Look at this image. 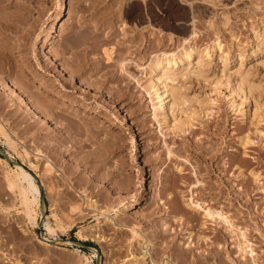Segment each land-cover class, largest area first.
I'll use <instances>...</instances> for the list:
<instances>
[{"label":"rangeland","instance_id":"rangeland-1","mask_svg":"<svg viewBox=\"0 0 264 264\" xmlns=\"http://www.w3.org/2000/svg\"><path fill=\"white\" fill-rule=\"evenodd\" d=\"M61 3L65 15L51 27ZM0 21V126L7 134L0 131V149L12 160L0 152V184L19 163L42 191V200L30 204L33 220L19 200L15 209L0 210V264H147L135 257L146 244L156 264H189L222 234L226 241L208 264H233L227 230L211 219L200 228L203 207L189 206L191 199L246 227L255 262L264 264V189L257 187L264 186V0H1ZM192 30L187 43L210 55L201 57V74L192 58L188 73L177 66L166 79L180 102L164 116L145 85L148 66L163 52H179ZM51 56L66 68L38 70L41 81L67 83L74 64L63 60L70 56L73 67L84 65L64 99L53 101L61 113L90 123V132L80 129L83 137L64 115L34 125L18 119L34 112L11 100L13 80L23 77L47 103L51 96L37 89L31 71ZM71 97L76 102L65 100ZM250 169L260 174L258 185ZM43 234L58 243L44 244Z\"/></svg>","mask_w":264,"mask_h":264},{"label":"bare ground","instance_id":"bare-ground-1","mask_svg":"<svg viewBox=\"0 0 264 264\" xmlns=\"http://www.w3.org/2000/svg\"><path fill=\"white\" fill-rule=\"evenodd\" d=\"M64 15H65V6H64V3H61L59 5V7H58L57 13L53 17L51 27H53L54 24L57 25V23L64 17ZM168 16L169 15H167V17ZM1 23H3V22L0 21V25L2 26ZM90 31L91 30L89 29V33L88 34H90ZM193 35H194V31L192 30V31H190V33L187 36L184 37L183 41L181 42L182 46H181V49H180L179 52H170V53L163 52L161 57L157 56L156 58L152 59L150 61V63H149V66H148L149 75L146 78L145 85H146V87L148 89H150V88L153 89V91L155 93V102H159L155 107L157 108V110L159 112H165L164 116L169 115L171 110L174 109V107L177 106L178 103L180 102V92H179L178 88L176 87V85H174L172 83H169L166 79L168 77H174V75L178 73L177 66L181 67V69H185L184 73H188V69L187 68L190 65V60L192 58L195 59V62H194L195 63L194 73L196 74V76L201 74L203 72V68H202L203 63H202V58L201 57L204 54H207V57L210 55L209 51H207V50L205 52L200 51L196 47H193L191 44L187 43ZM69 40L72 41V39H69ZM65 41H64V43L68 42V41H66V42ZM44 42H49V41L45 40ZM64 43H63V46H65ZM80 43H82V42H80ZM73 44H75V43H73ZM73 44H72V46H73ZM216 46H217V43H214L213 48L216 47ZM62 47H61V49H62ZM73 47H75V46H73ZM63 48H65V47H63ZM66 48H65L66 50H69L71 48L70 50H71L72 53H74L73 50H78L77 47H76L77 49L73 48V50H72V47L69 46L68 44H67ZM65 49H62L64 53L66 51ZM78 51L80 52V50H78ZM78 51H75V52H78ZM2 53H6V51L5 52L2 51ZM74 55H76V54H74ZM74 55H71V56H74ZM80 55L82 57V54L79 53V55L76 57V60L81 58ZM54 56H56V55H54ZM54 56L53 57L51 56V57L44 58L45 59V62H43L44 64H42L41 62H38L40 60L39 59L36 62V64H37L36 71L35 70L33 71V69L31 71V67L29 66L30 67L29 70L32 72L31 78L39 81L38 82L39 84L37 85V89H38V87H40L39 90L42 89L41 92L45 91V92H43L44 93L43 95L48 96V97L51 96V99L48 98V97H46V98L43 97V99H47V98L49 99L47 101V103H46L45 100H42V96L41 97L38 96V94L40 93V91H38V90H37L38 92H35V95H34L32 93L33 91H31L32 89L30 90L31 87L29 85V82L27 81L28 79L26 80L24 78V80L27 81L28 83L25 84L23 82L24 83L23 84L22 83L23 77H22V79H21L22 81L21 80H15V79L13 80V83L15 84V86L12 87L13 89L11 88L12 92H14L12 94L13 97L11 98V100L12 101H16V99H17L18 102H21V103L25 104L28 109H31V111L34 112L33 115L32 114H30V115L26 114V115L19 116L18 119L20 121L21 120L22 121H26L27 119H29L28 123L30 125H34V124H38V123L40 124V123H43V122H47V121H49L51 119L59 120L61 117H63L62 115H64V116L68 117L67 119H68L69 122L68 121L67 122L70 123V125H72V123H73V125L75 124L76 127L75 126H74V128L72 127L74 129L75 133L76 132H78V133L80 132V135L82 136L83 134H85V132L83 134H82V132L88 127V126L85 127L84 125H87L89 122L88 123L84 122L85 123L84 124L83 121H86V120H83V121L80 120L79 121V119L77 118L76 113H73L72 111L68 112V113L66 112L67 114L61 113L56 108L57 106H55L54 102L56 100L55 98L58 99L59 97H61V98L64 99V97L61 94L64 93V92H68L69 91L68 87L69 86H71V87L74 86V84H72V82H74V80H76V78H80L82 76V74L84 72L83 71L84 70V65L80 66L81 63L80 64L78 63V65H76V67H73L77 63L78 60L76 61L73 58L74 61H76V62H73L72 59H71L70 62H66V61H68L69 58H71V56L68 57V59L66 58L67 60L65 59V61L62 58L63 63L65 62L66 65L68 63H69L68 64L69 66H70L71 63L74 64L73 66L71 64V66L68 69V70H70V75H71V78L68 80V82L66 83L65 81L60 80V77L56 78L57 79L56 82L55 81H53V82L48 81V82H50V83H48L45 80L41 81L42 78L39 77V75H38L39 73L37 72L38 70H40L42 72H45V71H47V72H55L56 71V72H59V73H60L59 70H65L66 66L61 65L62 62L61 63H59V61L57 62V59H56V57L54 58ZM5 57H7V55ZM62 57H64V55H62ZM8 58H9V56H8ZM1 59L3 60L5 58L3 57ZM21 61H23V60H21ZM78 62H80V60ZM1 63H4V62H1ZM1 63H0V65H1L0 67L2 68L3 66H2ZM25 64L28 66L29 62L26 61ZM9 66H10V69H11V65H9ZM5 68H6V70H9V68L7 69L6 66H5ZM18 70H19V68H18ZM22 70L20 68L19 72L20 71L22 72ZM2 72H4V69H3ZM40 76H41V74H40ZM18 77L20 78V76H18ZM25 77H26V75H25ZM30 82H31V80H30ZM0 83H1V81H0ZM97 83L98 84L96 86L99 89L102 90L104 88V85L101 82H99V81H97ZM26 86L29 87V88H27ZM61 90H62V92L59 93ZM64 94H66V93H64ZM118 96H121V97L125 98L127 96V94L125 93L124 90H122L120 93H118ZM65 100L69 101L71 104L76 102L75 97H74V99L73 98L72 99L65 98ZM60 108H62V107L60 106ZM63 110L67 111V110L64 109V107L62 109V112H63ZM76 110L74 109L73 111L77 112ZM71 114H74V116L76 115V117H73ZM78 117L81 119V116H79V114H78ZM65 124H67V123H65ZM88 125H89V127L91 126L90 123ZM68 127H70V126L66 125V129ZM89 127L87 129L90 132V130L92 128H90V130H89ZM0 129H1L0 130L1 133H3L6 136L7 134L5 133L4 128H2L0 126ZM70 129H69V131H70V133H72L71 131H73V129L72 130H70ZM80 129H82V130L84 129V130L80 131ZM78 133H76V134H78ZM91 134H92V131H91ZM91 134L89 135V137L91 136ZM86 135H88V134H86ZM92 136H93V134H92ZM67 137H70V135H68ZM84 137H87V136H84ZM7 139H9V137ZM85 139H87V138H85ZM246 142H248V139H244L243 143H246ZM169 151L170 150H168V152ZM25 154L28 155L29 152L26 151ZM5 157H7L8 159H11L10 153L5 151ZM0 159H1V157H0ZM47 161H48V159H47ZM44 165H46V163H44ZM48 165L51 166V163H48ZM15 166H16V168L18 170H15L14 175L13 176H9L8 174H6V176L4 177L5 178V180H4L5 182L3 181V183L0 184V210H5V212H7L9 210L15 209L16 208L15 207L16 206V200H19L24 205V213H25V215L27 217H29V218H32V220H33L34 218L31 215V209L32 208H30V204L32 202L37 203L39 201V198H41V200H42V191L40 189V185H38L35 182L34 178L31 176V174H29L19 163H15ZM49 166L44 168L48 172L52 171L51 170L52 168L49 167ZM239 174H241L240 170H239ZM249 174H250V177L253 180V182L258 185V183L260 182V174L258 173V171L254 170V169H250L249 170ZM257 187H258V189H264V186H260L259 185ZM83 191H84V189H83ZM221 191H222V188L218 186V192H221ZM77 192L79 193V190ZM84 193H85V195H87L86 192H84ZM82 199L85 200V198H82ZM263 200H264V197H263ZM81 202L83 203L82 200H81ZM76 203L79 204L80 202H76ZM90 204H93V203L91 202ZM205 204H207V203H205ZM188 205L191 206V207H195V208H198L200 206L203 207V216H204L205 219L200 223V225H201L200 228H203V229L207 228V219H211V220H214L217 224H220V226L223 227L225 230H227V232H228V234H227V242H232L233 243L232 246L235 247L236 256L238 258V260H234V257L230 256V254L226 251L227 252V258H229L233 262V264H243V263H245L248 260L247 259L248 256H249V259H250L249 263L250 264H256V262H255V254H256V252L254 251V248L251 246L252 242L248 239V237L246 235V231H245L246 227H245V229H243L241 226L236 225L232 221V219L230 217H228V214L225 213V211H222L221 209L211 208L208 205L203 206L202 204H200V201H198L196 199L195 200L194 199L189 200ZM77 206L79 207V205H77ZM85 206H86V204H85ZM75 207H76V205H75ZM75 207H74V209H75ZM93 207H91V209ZM85 208L86 207H84V209ZM77 209L79 210V208H77ZM80 212H82L81 208H80ZM85 213L86 212L84 210V214ZM15 214H16V212H15ZM81 215L83 216V214H81ZM2 216H3V214H2ZM5 216H7V215H5ZM3 218L6 219V217H3ZM3 218H1V219H3ZM10 218H11V216L9 217V220H10ZM4 219H3V221H4ZM15 219L17 221L18 218H15ZM43 224H44V228L47 231H51L52 230L50 228V226H49L47 221H45ZM0 225H1V223H0ZM208 237L209 236H207V235H200V234L198 235L197 234V239L198 240L200 239L201 241H207ZM41 238H42L44 244L58 243V241L56 239L50 238V237L46 236L45 234H43ZM224 240L226 241V239H224V235L223 234H222V236H219V237L216 236L215 237V241H214L215 248L213 250H209V252H205V253L199 252V253H202V255H200L201 257H199L198 254L196 256L193 253L192 257L190 258V263L189 264H208L209 263L208 260L210 258H212V257L214 258V256H216L215 258H217V256L219 255V251L222 249V246L224 245V242H225ZM0 247H1V245H0ZM1 249H2V247H1ZM93 250H94V252H96V250L94 248H93ZM210 251H212L213 254L210 253ZM1 252H3V251L1 250ZM1 252H0V255H2ZM135 257L138 258V261L143 260L147 264H156L155 261L153 260L152 256H151V253L149 251V247H147V244L139 252V255L135 256ZM163 264H168V261H164Z\"/></svg>","mask_w":264,"mask_h":264},{"label":"water","instance_id":"water-1","mask_svg":"<svg viewBox=\"0 0 264 264\" xmlns=\"http://www.w3.org/2000/svg\"><path fill=\"white\" fill-rule=\"evenodd\" d=\"M0 152L5 156V151L4 150H2V149H0ZM9 160H11V159H9ZM12 161V160H11ZM75 243H77V244H81L80 242H78V241H74ZM86 246V245H85Z\"/></svg>","mask_w":264,"mask_h":264}]
</instances>
